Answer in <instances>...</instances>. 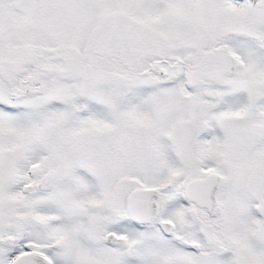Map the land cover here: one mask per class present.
Here are the masks:
<instances>
[{
  "label": "snow or ice",
  "instance_id": "snow-or-ice-1",
  "mask_svg": "<svg viewBox=\"0 0 264 264\" xmlns=\"http://www.w3.org/2000/svg\"><path fill=\"white\" fill-rule=\"evenodd\" d=\"M0 264H264V0H0Z\"/></svg>",
  "mask_w": 264,
  "mask_h": 264
}]
</instances>
